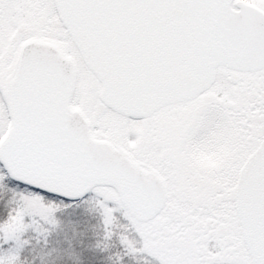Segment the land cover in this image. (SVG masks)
<instances>
[{
  "label": "snow or ice",
  "instance_id": "6c2138e0",
  "mask_svg": "<svg viewBox=\"0 0 264 264\" xmlns=\"http://www.w3.org/2000/svg\"><path fill=\"white\" fill-rule=\"evenodd\" d=\"M0 264H264V0H0Z\"/></svg>",
  "mask_w": 264,
  "mask_h": 264
}]
</instances>
